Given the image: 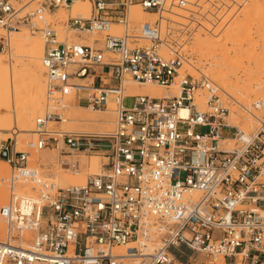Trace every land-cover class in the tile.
<instances>
[{
  "label": "built area",
  "instance_id": "built-area-1",
  "mask_svg": "<svg viewBox=\"0 0 264 264\" xmlns=\"http://www.w3.org/2000/svg\"><path fill=\"white\" fill-rule=\"evenodd\" d=\"M77 1L90 4L89 14L69 15L63 32L96 36L92 45L61 40L49 21ZM223 5L32 0L16 7L0 0V52H10L11 34L22 29L40 36L46 97V111L35 119L37 138L27 149L13 137L0 142V159L10 169L2 179L8 198L0 207V264H192L194 254L206 258L196 264L218 257L224 264H264V116L249 133L225 124L220 87L185 68H191L190 36L214 28ZM133 6L156 20L136 22ZM145 84L175 93L130 92ZM71 104L96 111L112 104L113 129L51 128L65 121L57 110ZM253 106L259 111L263 103ZM49 148L106 161L84 185L56 187L29 164L32 151ZM23 182L33 185L35 196L19 188Z\"/></svg>",
  "mask_w": 264,
  "mask_h": 264
},
{
  "label": "rangeland",
  "instance_id": "rangeland-1",
  "mask_svg": "<svg viewBox=\"0 0 264 264\" xmlns=\"http://www.w3.org/2000/svg\"><path fill=\"white\" fill-rule=\"evenodd\" d=\"M10 1L14 6L21 7L32 0ZM217 2L225 5L220 12L216 13L218 20L215 27L207 26V30H198L190 36L186 43L185 55L191 63V68L186 66L185 68L193 75H197V71L205 73L220 87L222 102L229 112L228 122L249 133L257 127L258 119L264 116V0H217ZM80 4V7H83L87 13L84 16H88L90 4L83 2ZM74 6L70 11H57L49 18V21L58 31L61 40L65 37V39L68 38L67 41L92 45L91 38L94 39L96 36H77L71 33L69 37L63 32L62 23L69 15H74L72 11ZM134 7L131 10L136 22L156 20V16L146 14L138 6ZM174 12L180 16L188 15L181 10ZM164 15L174 21L185 23L180 16ZM2 33L0 29V34ZM42 53L43 41L40 36L31 35L23 29L11 34L10 52H0V142L12 137L16 138L21 150L27 149V142L36 140L35 119L46 111ZM192 66L196 68V71ZM149 85L159 91L168 92L155 84ZM68 99L71 101L72 97ZM257 101L263 102V107L259 111L253 108V104ZM124 104L131 106L132 100H126ZM107 109L96 111L71 104L64 111L57 110L62 112L65 121L50 123V127L75 131L77 126H84L85 122L95 123L99 119H104L101 114L111 110L110 121L107 122L108 129H104L109 131L114 126V106L109 104ZM80 128L83 129L82 131L86 129V127ZM89 132H99V130ZM224 134L229 135L230 132L225 130ZM227 144L232 145V142H227ZM71 160L78 161L79 175L71 172L69 163ZM81 160L84 165L81 163L80 166L79 161ZM103 160L102 156L94 154L70 153L60 148H49L32 151L29 164L38 169L43 178L57 185L61 180H67L70 183L81 182L58 186L68 187L84 185L90 175L97 174L94 171L99 169L98 164ZM9 176V166L0 159V206L4 205L8 198L7 182H2V179L7 180ZM18 185L19 188H24L29 194L35 196V188L31 183H19ZM4 234L5 224L0 219V240L4 239ZM25 237L30 239L31 234L25 233ZM187 255L189 253L185 252V256ZM201 261H206V258L199 254L192 256V264ZM212 263L224 264L220 257Z\"/></svg>",
  "mask_w": 264,
  "mask_h": 264
},
{
  "label": "bare ground",
  "instance_id": "bare-ground-1",
  "mask_svg": "<svg viewBox=\"0 0 264 264\" xmlns=\"http://www.w3.org/2000/svg\"><path fill=\"white\" fill-rule=\"evenodd\" d=\"M80 2H83V3H85V4H87V5H89L88 4V2L87 1H77L73 6H74V8H73V14H81V15H87V13L84 11V8L82 7H80ZM134 7V6H133ZM135 8V7H134ZM147 14V13H146ZM149 15H151V14H149ZM14 34V33H13ZM75 38V37H74ZM77 38V37H76ZM79 39V38H78ZM91 40L93 41V39L91 38ZM73 42V41H72ZM1 64V63H0ZM1 66V65H0ZM193 67V66H192ZM193 69L196 71V68L195 67H193ZM156 85V84H155ZM158 86V85H157ZM131 91V93L132 94H147V95H150V96H152V97H162V96H167V95H171V94H173V93H175V88H173L172 90H170V91H168V92H162V91H159V90H157L156 88H154L153 86H151V85H149V84H145V85H132L131 86V89H130ZM259 102H261V101H259ZM263 103V102H262ZM111 109V108H110ZM108 110V109H107ZM110 112H112L111 110L110 111H107V112H104L103 114H101V115H103L104 116V119L102 118L101 120L99 119L98 121H96L95 123H87V122H85V125L84 126H77V128H75V129H77V130H83V129H81L80 127H86V129H84V131H86V132H89V131H92V130H99V132H105V130L104 129H108V125H107V122H109L110 121V116H109V113ZM186 110H181L180 111V113H181V115H185L186 114ZM114 113V112H113ZM249 115V114H248ZM223 119H225V124H229V125H232L231 123H229L228 122V118L227 117H224ZM82 120V119H81ZM93 121V120H92ZM114 121H115V119H114ZM77 122H78V120H77ZM76 122V123H77ZM113 125H114V122H113ZM233 126V125H232ZM235 126V125H234ZM236 127H238V126H236ZM239 128V127H238ZM239 129H241V127L239 128ZM103 130V131H102ZM242 130V129H241ZM110 131V130H109ZM36 135V134H35ZM92 162H93V160H91ZM104 161H106V160H104ZM77 162L78 161H75V160H71L69 163L71 164V172L73 173V174H75V175H79L80 174V172H79V170H78V167H77ZM60 163V162H59ZM59 163H57L58 164V166H59ZM79 163H80V166H81V163L84 165V163H83V160H81V161H79ZM98 163V162H97ZM93 164V163H92ZM91 164V165H92ZM97 165V164H96ZM99 166H98V170L97 171H94V173H99V171H100V169H101V163L100 164H98ZM93 166V165H92ZM91 166V167H92ZM94 167H96V166H94ZM77 180V179H76ZM79 180V179H78ZM23 183H25V182H23ZM51 183H53V182H51ZM69 183H70V181H67V180H61L60 182H59V185L60 186H66V185H69ZM79 183H81V182H78V183H70V184H79ZM56 187H58L59 185H57V184H55V183H53ZM28 187H29V185H28ZM24 189V188H23ZM24 191H27V190H25L24 189ZM1 207V206H0Z\"/></svg>",
  "mask_w": 264,
  "mask_h": 264
}]
</instances>
